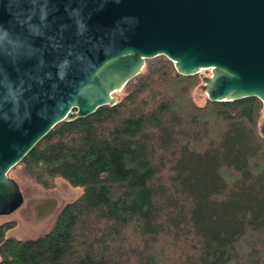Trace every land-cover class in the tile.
Returning a JSON list of instances; mask_svg holds the SVG:
<instances>
[{
    "label": "trees",
    "instance_id": "trees-1",
    "mask_svg": "<svg viewBox=\"0 0 264 264\" xmlns=\"http://www.w3.org/2000/svg\"><path fill=\"white\" fill-rule=\"evenodd\" d=\"M202 78L158 55L115 104L54 125L18 164L44 188L62 177L83 193L37 238L0 223V264H264L263 103L197 105ZM176 199L188 205L177 223Z\"/></svg>",
    "mask_w": 264,
    "mask_h": 264
},
{
    "label": "water",
    "instance_id": "water-1",
    "mask_svg": "<svg viewBox=\"0 0 264 264\" xmlns=\"http://www.w3.org/2000/svg\"><path fill=\"white\" fill-rule=\"evenodd\" d=\"M158 55L182 75L210 70L209 101L255 96L264 113V0H0V215L24 201L8 171Z\"/></svg>",
    "mask_w": 264,
    "mask_h": 264
},
{
    "label": "rangeland",
    "instance_id": "rangeland-1",
    "mask_svg": "<svg viewBox=\"0 0 264 264\" xmlns=\"http://www.w3.org/2000/svg\"><path fill=\"white\" fill-rule=\"evenodd\" d=\"M200 73L203 77L211 74L210 70L206 69L201 70ZM201 85L202 82L192 92L193 102L197 105H203L207 99L206 93L203 91ZM123 95L124 93L122 90L116 93L115 96L117 101L120 100ZM263 125L264 113L259 122L260 127ZM167 154L168 152L166 151L164 159L166 161V165H169V161H167ZM8 176L16 180L18 183L23 193L24 201L22 205L12 213L0 215V223L14 222L15 226L7 231L6 236L13 237L18 240L34 239L46 234L54 226L57 215L62 208L83 193L82 187L72 186L62 177H56L53 187L44 188L40 184L36 183L32 177L23 172L21 164H16L12 167L8 171ZM169 177L170 174L168 173H164L161 176V183L168 189L166 191V194L168 193L167 195L177 191L176 186L168 180ZM217 206L218 205L216 204L213 205V211L218 212V208L216 209ZM169 211L171 216L170 219L177 223L182 221L188 215V205L185 201L176 199V202L173 201ZM242 256L243 254H241V257ZM243 257L237 264L245 263Z\"/></svg>",
    "mask_w": 264,
    "mask_h": 264
}]
</instances>
